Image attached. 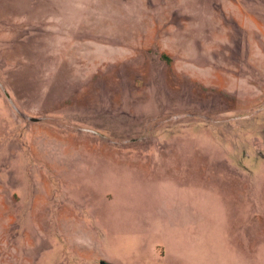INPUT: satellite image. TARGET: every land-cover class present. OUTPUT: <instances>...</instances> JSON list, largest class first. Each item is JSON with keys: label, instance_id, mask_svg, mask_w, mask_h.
Returning a JSON list of instances; mask_svg holds the SVG:
<instances>
[{"label": "rangeland", "instance_id": "obj_1", "mask_svg": "<svg viewBox=\"0 0 264 264\" xmlns=\"http://www.w3.org/2000/svg\"><path fill=\"white\" fill-rule=\"evenodd\" d=\"M249 217L264 253V0H0V264H154Z\"/></svg>", "mask_w": 264, "mask_h": 264}, {"label": "crops", "instance_id": "obj_2", "mask_svg": "<svg viewBox=\"0 0 264 264\" xmlns=\"http://www.w3.org/2000/svg\"><path fill=\"white\" fill-rule=\"evenodd\" d=\"M251 202L248 199V203ZM248 222L249 227L238 232L241 234L233 233V236H244L245 241H242L246 244H233V241L223 243L218 239H214L212 244H201L196 242V235H194L195 238L192 243L153 249L151 256L153 261H156L154 264L157 262H161L160 264H264V253L260 251L259 246H255V239L253 238L261 232L257 227L256 229L250 227V217ZM252 234L254 236L250 240ZM104 263L106 264V262Z\"/></svg>", "mask_w": 264, "mask_h": 264}, {"label": "water", "instance_id": "obj_3", "mask_svg": "<svg viewBox=\"0 0 264 264\" xmlns=\"http://www.w3.org/2000/svg\"><path fill=\"white\" fill-rule=\"evenodd\" d=\"M4 91H5V90H4ZM7 97H8V99H9V96H8V95H7ZM36 119H37V118H33V120H36ZM101 264H105V263H104V262H103V263L101 262Z\"/></svg>", "mask_w": 264, "mask_h": 264}]
</instances>
